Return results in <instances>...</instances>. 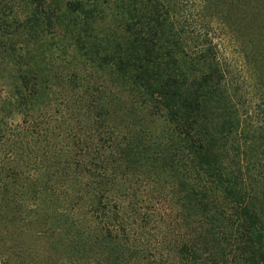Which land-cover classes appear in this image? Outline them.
Instances as JSON below:
<instances>
[{
    "label": "trees",
    "instance_id": "1",
    "mask_svg": "<svg viewBox=\"0 0 264 264\" xmlns=\"http://www.w3.org/2000/svg\"><path fill=\"white\" fill-rule=\"evenodd\" d=\"M14 1L0 264H264V0Z\"/></svg>",
    "mask_w": 264,
    "mask_h": 264
},
{
    "label": "rangeland",
    "instance_id": "2",
    "mask_svg": "<svg viewBox=\"0 0 264 264\" xmlns=\"http://www.w3.org/2000/svg\"><path fill=\"white\" fill-rule=\"evenodd\" d=\"M16 2L17 1H14V0H0V14L2 13V11H7L10 6H14V8L12 9L13 11L11 12V14L13 12H15V10H17L16 13H18V7L16 5ZM56 30L59 31L60 29L57 28ZM222 42H223L222 44L224 46V50L226 52V55L229 58H232V57L233 58L234 57L238 58V56L236 55L237 48H235L233 44H231L227 39H225L223 37H222ZM15 48L16 49H20V48L24 49L25 48L24 41L17 42V44L15 45ZM48 52H50L53 55H57L58 53H60V48H56V46L52 45ZM9 118H12V122L13 123L19 122L21 120L20 115L17 114V113L12 114Z\"/></svg>",
    "mask_w": 264,
    "mask_h": 264
}]
</instances>
